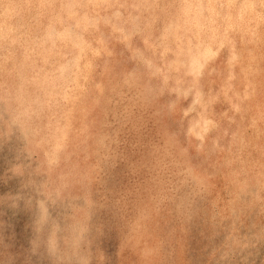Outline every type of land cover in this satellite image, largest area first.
<instances>
[{"label": "clouds", "instance_id": "1", "mask_svg": "<svg viewBox=\"0 0 264 264\" xmlns=\"http://www.w3.org/2000/svg\"><path fill=\"white\" fill-rule=\"evenodd\" d=\"M0 264H264V0H0Z\"/></svg>", "mask_w": 264, "mask_h": 264}]
</instances>
